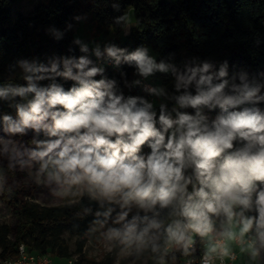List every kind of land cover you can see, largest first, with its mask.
Listing matches in <instances>:
<instances>
[{"label": "trees", "instance_id": "obj_1", "mask_svg": "<svg viewBox=\"0 0 264 264\" xmlns=\"http://www.w3.org/2000/svg\"><path fill=\"white\" fill-rule=\"evenodd\" d=\"M20 1L29 3L32 10L13 20L12 7ZM127 11L131 13L132 26L124 39L111 46L123 50L122 54L118 53V67L97 65L95 54L77 41L71 28L81 20H88L95 34L121 35L127 26ZM85 48L86 51L82 50ZM144 49L155 63L163 62L168 66L161 84L162 102L154 104V101L150 110L156 113L157 128L160 127L161 105L165 106L172 119L178 118V112L195 118L199 111L205 118L203 123L211 126L218 116L226 115L219 104L181 108L178 97L196 95L201 75L210 76L212 86L227 81L224 90L227 94L238 95L233 86L247 84L249 88L259 86L257 95H264V0H175L173 3L163 0H0V90L27 87L26 76L33 78L32 83L37 88L50 89L55 84L67 92L71 87H80L77 81L59 74L71 69L76 75L78 70L74 65L83 57L91 61L88 68L102 69L92 77L93 80L114 81L112 90L117 95L123 94L125 100L140 97L149 102L142 87L136 83L135 63L124 59L125 55ZM66 61L69 62L67 68ZM205 63L210 66L207 72H197L186 87H175L178 75H190V69H200ZM25 65L41 71H26ZM221 69L225 72L223 77L219 75ZM153 86L156 89V85ZM200 87L207 90L209 86ZM33 95L28 94V99ZM26 104V100L13 96L11 92L0 95V127L9 125L3 119L5 115H14L18 122L17 105L26 107ZM226 107L227 112L248 107L258 108L264 113V100L247 101L235 108ZM50 124V117L37 126L30 123L22 132L15 133L10 148L0 150V202L14 214L11 224L0 223V257H13L18 247L24 245L27 251L47 255L57 264L64 263L73 255H77L75 264H113L112 256L93 261L87 259L82 251L92 226L108 222L118 215L122 211L119 204L96 200L87 191L82 192L77 201L58 206L40 204L35 200L39 193L46 194L47 190L30 177L23 162L31 159L42 161L33 153L41 150L38 141L56 138L48 135L45 125ZM244 143L236 141L234 147H242ZM148 153L150 148L145 144L140 154L146 156ZM185 176L191 177L187 191L192 194L200 187L194 166L185 169ZM255 199L256 194L253 193V209L245 211V216L257 215ZM109 208L112 211L105 216ZM235 209L241 211L240 206ZM155 210L159 215H155L156 212L131 214L141 219L147 216L149 221L155 219L161 224L159 229L150 231V235L155 233L158 237L154 241L159 246L158 250L152 251L151 242L142 247L146 264H159V259L178 264L186 257H197L207 252L205 236L190 230L187 235L192 239V247L189 245L187 252L182 245L165 249L164 229L174 220L183 218L174 214L173 206L160 209L157 205ZM225 219L223 215L213 217V229L227 231L222 225ZM143 226L145 224H141ZM250 233L255 239V229ZM64 234L75 239L73 251ZM258 260L264 262V249L259 252Z\"/></svg>", "mask_w": 264, "mask_h": 264}, {"label": "clouds", "instance_id": "obj_2", "mask_svg": "<svg viewBox=\"0 0 264 264\" xmlns=\"http://www.w3.org/2000/svg\"><path fill=\"white\" fill-rule=\"evenodd\" d=\"M82 50L86 51V48ZM106 52L115 58L117 64L120 63L118 53L122 54V49L108 47ZM96 55L100 56L98 50ZM124 59L134 62L143 77L156 70H168L163 62L155 63L146 49L137 50ZM68 63L65 62L66 68ZM90 63L82 57L74 65L78 70L76 75L71 69L59 74L80 85L67 92L55 84L50 89L37 88L31 76L25 77L27 87L0 90V95L11 92L27 101L26 107L17 105V123H12L10 116L3 117L10 124V132H22L30 123L37 126L51 118V124L45 127L48 135L56 138L39 142L38 147L42 150L33 153L41 160L48 157L41 166L42 170L49 164L52 166L48 177L67 185L65 193L73 185L86 184L94 196L119 204L122 211L116 223L123 224L121 228L109 229V239H118L127 246L136 244L139 250L151 242L152 251L158 250L159 246L154 243L158 237L150 235V231L159 229L160 222L155 219L149 221L147 216L141 219L137 215L131 220L127 217L133 204L145 211H153L159 205L160 209L173 206L174 214L183 218L174 220L164 229L168 247L182 245L187 252L192 243L188 231L207 236L213 231V217L223 215L230 228L235 222L241 238L255 229L257 239L250 241L247 249L253 257L258 255L257 241L264 248V187H261L264 185V113L258 108L248 107L227 112L226 106L235 108L247 101L264 100V95H257L260 87L249 88L247 84L233 86L238 95L227 94L224 91L227 81L212 86V78L201 75L197 81V94L178 97V105L181 108H199L219 104L226 115L218 116L209 126L203 123L205 118L199 111L195 118L178 112V118L172 119L165 106L161 105L160 127L157 128L156 113L150 111L152 103L140 97L125 100L123 94L117 95L112 90L114 81L93 80L92 77L102 69L88 68ZM209 67L205 63L200 69H190V75H178L175 87H186L197 72H207ZM25 70L41 71L27 65ZM52 70L55 71V66ZM219 75H225L223 69ZM201 85L209 87L202 90ZM150 91L157 93V89ZM30 93L34 95L28 99ZM236 141L245 143L237 148L234 147ZM145 144L150 148L146 156L140 154ZM190 166H194L200 184L192 194L187 191L191 177L185 176V169ZM253 193L256 194L254 205L257 215L245 216V211L253 209ZM238 206L241 207L240 212L235 211ZM111 211L109 208L104 215ZM141 224L145 226L141 227ZM225 235L229 240L237 238L233 231H226ZM219 247L221 258L229 255L227 246ZM216 251L217 246L210 248L203 264H210V253Z\"/></svg>", "mask_w": 264, "mask_h": 264}, {"label": "rangeland", "instance_id": "obj_3", "mask_svg": "<svg viewBox=\"0 0 264 264\" xmlns=\"http://www.w3.org/2000/svg\"><path fill=\"white\" fill-rule=\"evenodd\" d=\"M170 3H173L175 0H167ZM32 10V6L27 3L26 1H20L13 5L12 7V19L15 20L18 15H27ZM126 22L127 26L124 32L120 36H115L113 34H107V35H98L95 34V31L93 27L91 26L90 21L88 20H81L78 25H75L71 28L75 38L77 41L86 47L91 54H95L97 50L99 51L101 48L104 47H111L116 42L121 41L126 37V35L129 32L130 27L132 26V18L130 15L126 14ZM94 55V56H95ZM168 71L166 72H160L158 70L154 71L153 74L149 75L147 77L148 81L153 83V85H156L157 93L155 94V103L154 104H160L162 102L161 100V84L163 83V79ZM11 122L17 123L16 117L14 115H10ZM10 127V124L5 127H0V150L2 148H10V142L15 137V133L10 132L8 129ZM39 144V141H38ZM37 144V145H38ZM42 150V147H40ZM145 156V155H144ZM48 160H27L23 162L25 170L29 173L30 177L38 184L45 187L46 194L39 193V196H36L35 200L36 202L40 204H47L51 206H58L62 205L64 203H70L77 201L82 192L87 191L94 199L99 201H105L104 199L94 196L91 192L88 191V187L86 184L84 185H73L67 193H65V188H67V185H64L62 182L58 183L54 179H50L48 177V172L52 171V166L49 164V166L46 169L41 168V166ZM156 209V207H155ZM153 211H145L143 209H140L137 205L133 204L131 205V210L129 211L127 220L132 219V213L134 212H140L142 214H153L156 212V210ZM124 211H128V209H124ZM236 211V209H235ZM118 219V215H116L114 218H112L110 221L105 223H100L98 225L92 226L91 233L88 237V240L83 248L82 254L90 260L93 261H101L107 257L112 256L113 258V264H146L147 258L143 257L142 254V247L138 250L136 244H132L131 246H127L125 244H122L118 239H109V229L111 228H121L123 222L116 223ZM239 217L236 218L238 220ZM14 221V214L5 207L0 202V223H6L11 224ZM223 226L227 228V231H233L236 233V235L239 234V228L236 226L235 222L233 226L230 228L229 225L225 221H223ZM226 231H222L219 229L218 231H213L209 233L207 236L204 237L205 244L207 245L206 249L207 252L210 248L213 247L212 241H213V235L214 237L218 235H223L228 241H230L227 236L225 235ZM155 234V233H151ZM247 234H245L244 237H246ZM69 243L71 251L74 250V238H69L67 234H64L63 236ZM255 238L254 240H256ZM259 252L264 249L260 247L259 242L257 241L255 245ZM229 249V248H228ZM236 251L239 252V257L243 261L249 262L251 264H256L259 258V254L255 257L252 256L250 250L247 248L244 250V252L239 251V249H236ZM72 257L77 258V255H73Z\"/></svg>", "mask_w": 264, "mask_h": 264}, {"label": "built area", "instance_id": "obj_4", "mask_svg": "<svg viewBox=\"0 0 264 264\" xmlns=\"http://www.w3.org/2000/svg\"><path fill=\"white\" fill-rule=\"evenodd\" d=\"M106 48L108 47H104L99 50L100 56L95 55L96 64L97 65L106 64L108 67L117 68L118 64L116 63L115 58L109 57L107 55ZM134 75L137 77V80L139 81L138 83L139 86H141L144 92L146 93L149 103H154L155 93H153L150 90L155 89V87L150 82H148L146 77L139 75L138 69L134 71ZM236 236L237 238L235 240H231V242L236 247V249H239V251H241L242 248L246 249L247 244L250 241L254 240L250 232L247 233L246 237L243 238L239 237V234ZM241 240L243 242H241ZM227 243L228 240L223 235H218L214 237L212 244L213 246H217V251L215 253H210L211 256L210 264H251L249 262L240 259L239 252L236 251L235 248L229 249V255L221 258L219 246H227ZM189 247H192V245H190ZM167 248L168 246L165 247V249ZM208 252H203L197 257H186L182 259L178 264H203L204 256ZM75 262H76V258L71 257L62 264H75ZM0 264H57V263H55L53 259L47 255L29 252L27 251L24 245H20L17 249V253L15 256L0 257ZM159 264H170V263L164 262V260L159 259ZM256 264H264V262L258 260Z\"/></svg>", "mask_w": 264, "mask_h": 264}, {"label": "crops", "instance_id": "obj_5", "mask_svg": "<svg viewBox=\"0 0 264 264\" xmlns=\"http://www.w3.org/2000/svg\"><path fill=\"white\" fill-rule=\"evenodd\" d=\"M163 1L168 2L167 0H163ZM169 3H170V2H169ZM127 14L130 15V17H131V13H130V11H127ZM115 36L118 37V36H120V35H115ZM227 247H228L229 249H233V248L236 249V247L232 244L231 240L228 241V243H227Z\"/></svg>", "mask_w": 264, "mask_h": 264}]
</instances>
